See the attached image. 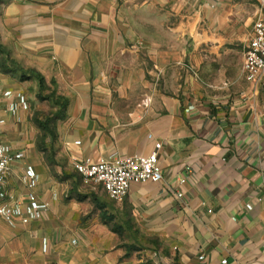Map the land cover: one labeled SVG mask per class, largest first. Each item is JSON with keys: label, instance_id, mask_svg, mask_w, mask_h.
<instances>
[{"label": "crops", "instance_id": "1", "mask_svg": "<svg viewBox=\"0 0 264 264\" xmlns=\"http://www.w3.org/2000/svg\"><path fill=\"white\" fill-rule=\"evenodd\" d=\"M231 1L0 0L3 53L67 102L51 160L27 81L0 66L1 139L25 153L0 203L25 194L27 172L48 203L38 218L0 217V264H139L102 237L113 213L152 234L167 262L264 264V70L247 80L245 51L229 64ZM157 143L162 179L132 184L116 209L74 169Z\"/></svg>", "mask_w": 264, "mask_h": 264}, {"label": "built area", "instance_id": "2", "mask_svg": "<svg viewBox=\"0 0 264 264\" xmlns=\"http://www.w3.org/2000/svg\"><path fill=\"white\" fill-rule=\"evenodd\" d=\"M252 1L258 5L260 15L253 24L252 36L243 60V71L246 79L250 81L256 80L264 70V0ZM20 101L23 104L25 98L21 96ZM10 108L13 111L17 110L15 105ZM2 133L3 128L0 122V188L6 184L12 162L25 155L22 150H13L6 145L1 139ZM160 147L161 143H157L156 148L147 155L116 154L108 158H84L74 163V169L86 183L100 185L110 198L120 201L128 194L132 184L157 183L162 179L158 153ZM23 181L25 194L11 196L10 202L0 203V217L4 221L9 222L16 217L38 218L48 210V203L40 200L36 191L38 176L27 172ZM226 262V259L222 260V263Z\"/></svg>", "mask_w": 264, "mask_h": 264}, {"label": "rangeland", "instance_id": "3", "mask_svg": "<svg viewBox=\"0 0 264 264\" xmlns=\"http://www.w3.org/2000/svg\"><path fill=\"white\" fill-rule=\"evenodd\" d=\"M234 1L239 2L235 4ZM245 5L246 10L242 13L238 9ZM225 13L229 16L228 22L231 25L226 27L225 31L235 32V39L229 43L226 48L230 49L234 56L230 58L229 64L237 63V53L245 51L249 41L252 26L258 16V9L254 2L250 0H232L228 6L225 7ZM251 17V19H250ZM0 66L3 67L4 72H16L22 81H27V89L29 91V101L32 107V119L34 125L38 129V136L36 142L38 147L46 154V156L53 160L55 155V143L58 138V122L64 115L63 101L59 99L57 94L52 93L53 88L46 85L41 88L38 79L31 72V69H24L19 64L10 60L7 54L0 52ZM228 73V71H227ZM232 74V71H230ZM103 193V197L108 199L107 194ZM111 199V198H109ZM111 207L115 209L116 200L111 199ZM107 220V219H106ZM108 230L101 232L102 237H106L113 245L123 247L128 256L138 258L139 264H177L167 262L161 255L157 246L154 244V237L150 233L141 230L137 224L132 221L131 217L126 218L119 213H113L110 222L107 221ZM158 251V252H156Z\"/></svg>", "mask_w": 264, "mask_h": 264}, {"label": "trees", "instance_id": "4", "mask_svg": "<svg viewBox=\"0 0 264 264\" xmlns=\"http://www.w3.org/2000/svg\"><path fill=\"white\" fill-rule=\"evenodd\" d=\"M0 51H4V50L2 49L1 46H0ZM31 72H32V73L35 75V77L38 79V81H39V85H40L41 88H43V87H45V86L47 85L46 82H45V80H44V77H43L40 73L36 72V71L33 70V69H31ZM52 93L56 94L55 89L52 90ZM57 96H58V95H57ZM58 97H59V99H61V100L63 101V108L65 109V108H66V105H67L66 100H65L63 97H61V96H58Z\"/></svg>", "mask_w": 264, "mask_h": 264}]
</instances>
